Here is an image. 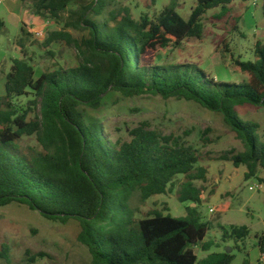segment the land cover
<instances>
[{
  "label": "trees",
  "instance_id": "trees-1",
  "mask_svg": "<svg viewBox=\"0 0 264 264\" xmlns=\"http://www.w3.org/2000/svg\"><path fill=\"white\" fill-rule=\"evenodd\" d=\"M27 1L38 17L60 21L68 13L64 29L89 35L79 40L65 30L50 32L45 44L74 47L80 63L37 78L25 47L32 34L23 24L17 44L22 55L13 59L0 96V207L16 203L57 224L77 221L78 241L93 264H233V252H211L221 244L208 234L217 227L221 242H234L233 251L242 252L250 229L204 221L196 182L208 181L209 168L201 164L199 150L181 136H165L146 124L131 131L130 141L113 142L103 125L88 121L80 109H99L109 92L193 101L222 114L245 146V152H228L220 159L246 167V180L256 177L264 184L260 127L238 113L242 106L264 105V44L256 43L254 61H236L246 76L238 83H219L197 66L160 59L170 47L201 40L208 12L220 9L217 18L222 19L235 0H198L188 20L179 14L176 0L153 17L138 19L129 9H112L119 0H91L76 10L69 8L82 0ZM4 28L0 19V34ZM30 136L37 137L39 149L24 151L18 144ZM177 176L185 178L178 201L188 204L186 216L154 211L137 218L136 195L143 203L167 195ZM257 239L264 255V233ZM197 250L205 256L200 258ZM9 252L4 245L0 258L9 260Z\"/></svg>",
  "mask_w": 264,
  "mask_h": 264
},
{
  "label": "rangeland",
  "instance_id": "rangeland-1",
  "mask_svg": "<svg viewBox=\"0 0 264 264\" xmlns=\"http://www.w3.org/2000/svg\"><path fill=\"white\" fill-rule=\"evenodd\" d=\"M90 1H79L72 4L69 10L79 9ZM172 1L119 0L112 9H129L138 19L142 14L153 17ZM176 1L179 14L188 20L198 0ZM229 9L222 19L217 18L220 9L209 11L204 19L203 38L189 39L179 48L170 47L162 51V63L197 66L219 83L245 80L246 76L239 71L236 61H254L256 43L264 44L263 0H235ZM0 19L5 22L0 34V96L5 94L6 77L13 59L22 55V48L17 44L23 24L32 34L25 47L36 68L37 78L59 66L72 68L80 63L74 47L64 42L45 44L50 32L65 30L68 13L60 21H55L36 16L27 0H1ZM65 31L79 40L89 35L85 30ZM37 32H42L41 37L36 36ZM21 101L25 102L24 99ZM80 110L88 121L100 122L113 142L130 141L131 131L146 124L165 136H181L198 149L203 160L201 164L209 168L208 181L196 182L202 191L200 212L204 221L227 228L248 226L250 229L249 237L240 244V252L238 249L233 251L234 242L222 243L220 230L214 228L208 238L217 241L221 247L211 252L231 248V253L235 255L233 264H264L257 239L264 233V188L257 187L262 183L256 177L245 179L246 167L235 168L231 162L220 159L228 152H245L244 144L225 123L222 114L211 112L193 101L163 99L150 94L126 98L117 92L107 93L99 109L83 106ZM238 113L243 120L259 125L264 141V105L242 106L238 108ZM18 146L24 151L39 149L36 136L24 137ZM259 177L264 179V171H260ZM184 181V176H177L167 195L144 203L136 195L132 207L138 210L137 218L143 219L154 211L184 218L188 204L178 201V192ZM79 233L77 221L61 225L25 205L15 203L0 207V251L4 245L10 249L9 260L0 258V264H93L88 248L78 241ZM40 254L45 256L39 257ZM197 254L200 258L205 256L199 250Z\"/></svg>",
  "mask_w": 264,
  "mask_h": 264
},
{
  "label": "built area",
  "instance_id": "built-area-1",
  "mask_svg": "<svg viewBox=\"0 0 264 264\" xmlns=\"http://www.w3.org/2000/svg\"><path fill=\"white\" fill-rule=\"evenodd\" d=\"M0 4H1V0H0ZM41 34H42V32H37V33H36V36H37V37H41ZM257 187L260 188V189H263V188H264V184H260V185H258ZM251 190H254V188H251ZM210 211H211V212H214L213 209H211Z\"/></svg>",
  "mask_w": 264,
  "mask_h": 264
},
{
  "label": "water",
  "instance_id": "water-1",
  "mask_svg": "<svg viewBox=\"0 0 264 264\" xmlns=\"http://www.w3.org/2000/svg\"><path fill=\"white\" fill-rule=\"evenodd\" d=\"M227 252L228 253H231V248H227Z\"/></svg>",
  "mask_w": 264,
  "mask_h": 264
}]
</instances>
